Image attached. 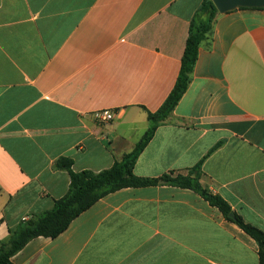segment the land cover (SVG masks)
<instances>
[{"label":"crops","instance_id":"obj_1","mask_svg":"<svg viewBox=\"0 0 264 264\" xmlns=\"http://www.w3.org/2000/svg\"><path fill=\"white\" fill-rule=\"evenodd\" d=\"M205 0H0V244L50 211L75 172L132 152L178 80ZM115 110L112 123L92 114ZM264 230V7L218 11L189 87L134 173L188 175ZM163 181V180H161ZM99 200L15 264H260L256 243L199 193L164 182Z\"/></svg>","mask_w":264,"mask_h":264},{"label":"trees","instance_id":"obj_2","mask_svg":"<svg viewBox=\"0 0 264 264\" xmlns=\"http://www.w3.org/2000/svg\"><path fill=\"white\" fill-rule=\"evenodd\" d=\"M218 10L213 0H205L191 21L189 37L182 66L176 85L161 108L155 113H148L151 127L144 134L135 149L126 154L122 160L108 170L100 173L92 171L75 172L73 161L61 158L57 166L66 170L71 179L69 192L55 201L54 208L28 220H22L12 231L8 241L0 244V264H15L13 261L24 247L32 240L45 237L57 238L64 233L80 215L89 210L99 200L116 191L126 188H144L160 185L163 180L166 185L191 189L199 193L211 206L217 208L228 220L238 225L254 242L260 264H264V230H261L245 220L220 196L214 195L201 185L202 166L205 160L220 146L216 145L206 157L188 175H164L161 178H143L134 173L135 164L153 138L155 131L173 113L176 106L186 93L190 84V75L198 59L199 48L212 31ZM233 214L232 219L230 215Z\"/></svg>","mask_w":264,"mask_h":264},{"label":"water","instance_id":"obj_3","mask_svg":"<svg viewBox=\"0 0 264 264\" xmlns=\"http://www.w3.org/2000/svg\"><path fill=\"white\" fill-rule=\"evenodd\" d=\"M217 10L221 13L233 10L237 7H264V0H213ZM164 181H161L163 183ZM230 217L233 219L234 215Z\"/></svg>","mask_w":264,"mask_h":264},{"label":"built area","instance_id":"obj_4","mask_svg":"<svg viewBox=\"0 0 264 264\" xmlns=\"http://www.w3.org/2000/svg\"><path fill=\"white\" fill-rule=\"evenodd\" d=\"M116 112L117 111L115 110L105 109V110L95 111L91 114L97 123L108 124V123H112L116 119L117 117ZM24 220H28V218Z\"/></svg>","mask_w":264,"mask_h":264}]
</instances>
